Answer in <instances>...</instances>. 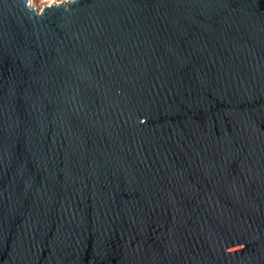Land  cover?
<instances>
[{
    "label": "water",
    "instance_id": "water-1",
    "mask_svg": "<svg viewBox=\"0 0 264 264\" xmlns=\"http://www.w3.org/2000/svg\"><path fill=\"white\" fill-rule=\"evenodd\" d=\"M0 264H264V0H0Z\"/></svg>",
    "mask_w": 264,
    "mask_h": 264
},
{
    "label": "rangeland",
    "instance_id": "rangeland-1",
    "mask_svg": "<svg viewBox=\"0 0 264 264\" xmlns=\"http://www.w3.org/2000/svg\"><path fill=\"white\" fill-rule=\"evenodd\" d=\"M55 2H61L63 0H52ZM44 0H31V4L36 7L39 11L42 9V7L46 4Z\"/></svg>",
    "mask_w": 264,
    "mask_h": 264
},
{
    "label": "built area",
    "instance_id": "built-area-1",
    "mask_svg": "<svg viewBox=\"0 0 264 264\" xmlns=\"http://www.w3.org/2000/svg\"><path fill=\"white\" fill-rule=\"evenodd\" d=\"M64 1H69V0H63L61 2H64ZM45 2H47V1H45ZM61 2H55V1L51 0V3L47 2L45 5H51L52 3H61Z\"/></svg>",
    "mask_w": 264,
    "mask_h": 264
},
{
    "label": "bare ground",
    "instance_id": "bare-ground-1",
    "mask_svg": "<svg viewBox=\"0 0 264 264\" xmlns=\"http://www.w3.org/2000/svg\"><path fill=\"white\" fill-rule=\"evenodd\" d=\"M44 1H47V2L51 3V0H44Z\"/></svg>",
    "mask_w": 264,
    "mask_h": 264
}]
</instances>
